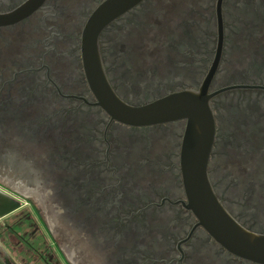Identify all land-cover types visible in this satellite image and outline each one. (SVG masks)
Segmentation results:
<instances>
[{
  "label": "flooded vegetation",
  "instance_id": "1",
  "mask_svg": "<svg viewBox=\"0 0 264 264\" xmlns=\"http://www.w3.org/2000/svg\"><path fill=\"white\" fill-rule=\"evenodd\" d=\"M105 1L0 0V189L21 200L0 217V264H257L187 207V119L129 124L100 104L83 36ZM96 45L130 106L204 92L210 183L264 233V0H138Z\"/></svg>",
  "mask_w": 264,
  "mask_h": 264
},
{
  "label": "water",
  "instance_id": "2",
  "mask_svg": "<svg viewBox=\"0 0 264 264\" xmlns=\"http://www.w3.org/2000/svg\"><path fill=\"white\" fill-rule=\"evenodd\" d=\"M138 0H107L89 19L84 31V55L88 80L100 104L113 118L129 124L145 125L185 117L186 129L181 154L182 179L187 207L211 236L230 253L264 264V233L241 225L216 196L207 173V160L214 124L203 91L185 90L133 107L113 92L101 67L96 37L99 29L125 7ZM21 206V200L0 189V217Z\"/></svg>",
  "mask_w": 264,
  "mask_h": 264
},
{
  "label": "rangeland",
  "instance_id": "3",
  "mask_svg": "<svg viewBox=\"0 0 264 264\" xmlns=\"http://www.w3.org/2000/svg\"><path fill=\"white\" fill-rule=\"evenodd\" d=\"M0 173H1V174H4V172H2L1 170H0ZM15 173H16V172L12 170L10 173H8V175H12V174H15Z\"/></svg>",
  "mask_w": 264,
  "mask_h": 264
}]
</instances>
